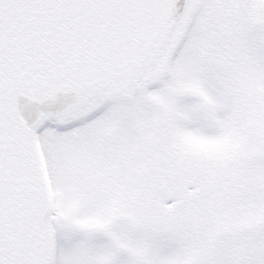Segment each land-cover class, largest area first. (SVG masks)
<instances>
[{
  "label": "snow or ice",
  "instance_id": "snow-or-ice-1",
  "mask_svg": "<svg viewBox=\"0 0 264 264\" xmlns=\"http://www.w3.org/2000/svg\"><path fill=\"white\" fill-rule=\"evenodd\" d=\"M0 264H264V0H0Z\"/></svg>",
  "mask_w": 264,
  "mask_h": 264
}]
</instances>
